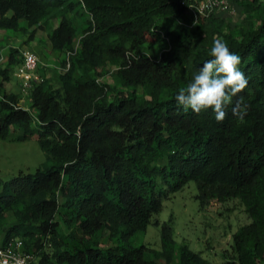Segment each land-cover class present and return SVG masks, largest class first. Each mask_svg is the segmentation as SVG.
<instances>
[{
  "label": "trees",
  "instance_id": "1",
  "mask_svg": "<svg viewBox=\"0 0 264 264\" xmlns=\"http://www.w3.org/2000/svg\"><path fill=\"white\" fill-rule=\"evenodd\" d=\"M193 1L0 0L1 31L47 30L70 64L60 87L34 84L30 109L5 86L14 53L0 70V140L36 136L47 156L34 174L0 180L4 244L23 240L38 264H212L178 246L169 226L160 251L132 245L163 200L195 182L201 207L238 200L250 219L232 236L227 264H264V3L245 0L243 22L231 27L220 15L195 22ZM81 12L76 44L72 16ZM217 39L249 81L234 98L248 105L243 123L231 107L217 122L212 109L196 114L175 99L214 59Z\"/></svg>",
  "mask_w": 264,
  "mask_h": 264
},
{
  "label": "rangeland",
  "instance_id": "2",
  "mask_svg": "<svg viewBox=\"0 0 264 264\" xmlns=\"http://www.w3.org/2000/svg\"><path fill=\"white\" fill-rule=\"evenodd\" d=\"M263 2L264 0H258ZM236 14H219L231 27L239 26L245 17V0H234ZM74 26L77 29L78 44L83 31L86 28L87 15L85 12L72 16ZM25 23L22 22V26ZM58 25V22H57ZM55 25V26H57ZM33 28L27 31H1L0 30V70L9 66L11 54L14 55V65L11 67L10 79L5 81V86L11 92L19 94L20 105L30 109L29 96H24L21 88V81L15 77V72L23 62V55L26 52L34 53L38 57L39 77L50 80L55 87H60V76L64 74L67 67L62 65L68 60V56L56 53L52 50L47 30H37L32 35ZM104 81L110 82L107 77ZM3 77L0 75V84ZM46 154L41 150L37 137L17 143L0 140V180L7 182L20 175L34 174L37 169L46 161ZM166 188L159 185L158 189ZM198 190L195 182H190L182 191L171 194L163 200V211L152 218L147 232L136 236L132 240L134 247L146 246L151 250L160 251L161 235L164 226L171 228L172 238L178 246L186 244L189 248L212 264H227L235 256L232 249V236L240 227L250 223L244 207L238 200H230L224 204L215 201L206 207H201L197 199ZM15 224L10 220L7 227ZM108 242V233L103 235ZM3 234L0 232V243ZM116 245V244H114ZM51 252L49 246L45 249ZM38 260L40 259L37 256ZM161 264H167L165 259L160 260ZM172 264H178L177 259Z\"/></svg>",
  "mask_w": 264,
  "mask_h": 264
},
{
  "label": "clouds",
  "instance_id": "3",
  "mask_svg": "<svg viewBox=\"0 0 264 264\" xmlns=\"http://www.w3.org/2000/svg\"><path fill=\"white\" fill-rule=\"evenodd\" d=\"M210 54L214 59L206 61L193 80L179 89L176 102L185 111L191 109L196 114L212 109L217 122L225 120L227 109L231 107L232 115L243 123L248 105L243 96L234 103V98L249 84L238 67L241 57L230 52L227 44L219 39L214 41Z\"/></svg>",
  "mask_w": 264,
  "mask_h": 264
},
{
  "label": "built area",
  "instance_id": "4",
  "mask_svg": "<svg viewBox=\"0 0 264 264\" xmlns=\"http://www.w3.org/2000/svg\"><path fill=\"white\" fill-rule=\"evenodd\" d=\"M234 0H194L189 5V13L197 22L200 18L219 14H236ZM38 57L31 52L23 55V62L15 72V77L21 81L22 93L29 96L34 84L42 79L38 75ZM70 64H67V70ZM0 264H38L37 255L25 249L24 241L14 239L8 244L0 243Z\"/></svg>",
  "mask_w": 264,
  "mask_h": 264
}]
</instances>
